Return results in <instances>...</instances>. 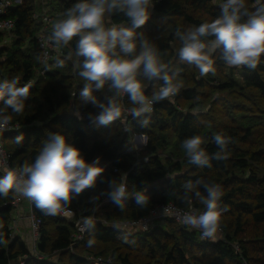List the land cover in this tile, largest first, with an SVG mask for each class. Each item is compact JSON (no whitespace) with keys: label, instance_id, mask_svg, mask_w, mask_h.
<instances>
[{"label":"trees","instance_id":"trees-1","mask_svg":"<svg viewBox=\"0 0 264 264\" xmlns=\"http://www.w3.org/2000/svg\"><path fill=\"white\" fill-rule=\"evenodd\" d=\"M73 1L76 2V0ZM35 2L36 0H24L22 4L9 10L7 17L16 21L13 30L14 37L10 45L5 44L6 34L0 32V57H4V61L0 62V76L2 70H6L2 76L8 80L14 78L19 82L18 86H25L29 81L35 80L40 66V50L35 35L41 23L34 18V14L42 11L39 8L40 3L35 4ZM70 2L71 0L62 4H54V6L51 4L55 13H61L60 16H52L55 22L64 18V14L71 7ZM220 13V6L213 0H155L150 20L138 31L144 33L145 30L155 27L164 30V24L156 26L155 20H171L176 17L182 19V25L194 28L202 23L213 21ZM108 23L128 25L129 21L122 13H117L108 19ZM174 31V34H170V41L179 38L177 32H181L180 26L174 25ZM214 68L215 74L210 72L201 79L196 78L193 86L182 87L174 95L175 101L168 98L155 103L154 110L150 114H145L150 118L149 127H144L140 123L144 116L133 117L134 119L127 118L130 131L148 137L145 150L150 154H155L160 145H166L170 140L182 144L184 139L200 135L207 141L205 147L210 157L217 152H222L226 156V159L222 160L211 159V167L204 168L191 164L187 158L185 161L190 166V171L182 172L183 174H181L183 165L179 161L170 158L164 161L158 155L152 157V166L147 165L148 170L136 167L132 162L134 154L124 148L127 136L118 134L122 137L118 143L106 137L96 123L95 117L88 114L93 109L92 104L82 105V110L86 113L82 117L67 111L60 112L54 95L59 94L68 108L72 104L71 91H61L54 84L49 86L48 90L44 89L39 96L30 98L32 91H36L41 83L57 82L60 85L67 79L63 76V72L59 71L47 70L44 75L40 76L38 85L30 88L24 111L20 114L10 113L12 117L10 125L18 129L0 134V139L10 154L11 164L20 167L25 161L34 162L36 155L49 138L47 130L50 133H61L70 143L81 149L89 162L100 158L101 163L110 165V174L101 177L97 181L99 185L109 187L113 180H119L125 172L130 197L125 201L123 210L111 199L108 202L104 201L99 193L91 197L88 190L75 198L70 208L77 212V217L98 219L93 222L94 227L89 228L83 241L75 246L72 238L75 232L73 222L63 219L60 214H46L34 203L33 212L41 220L37 243L40 256H34L30 254L29 247L21 235H12L11 225L15 214L12 201L15 195L9 192L7 196H0V264H11L12 261L19 263L23 261L24 264H61L50 257L53 254L66 252L70 254L75 264H138L131 260L129 253L124 254V252L117 254L115 260H110L108 263L104 251L94 254L96 257H101L104 263L91 261L77 252H71L74 248L77 249L78 246L84 244L88 237L106 244H119L131 250H140L148 260L159 264H264V228L261 231H255L249 236V240L240 239L241 245L237 244L239 251L233 247L239 235H247L250 220L264 227V181L260 179L253 165L264 161V147L259 149L239 147L240 144H248L252 141L256 134L255 130L249 126L233 124V122L225 126V132L208 129V124L202 119L205 118L203 114H197L192 110L184 111L178 102L196 100V103L201 105L202 100L207 96L203 92L207 87L237 91L245 99H247L245 92L255 90L264 98V57L255 69L243 67L244 85L240 90L236 82L227 77L223 79L226 64L220 55L215 59ZM76 74L79 75L78 69ZM68 86L72 88V83ZM152 92L151 87L146 88V94L151 96ZM38 101L44 103L49 115H44L39 109L31 115L33 111L31 104ZM121 102L126 108L134 106L128 101L127 96ZM230 106L240 107L234 103ZM45 117L50 118L48 119L50 125H57L62 130L46 127L42 120ZM35 121L37 123H34ZM165 129L171 130V136L162 132ZM214 134H221L228 139L229 142L223 150L212 141L211 137ZM20 135L24 136V140L16 144L15 139ZM246 170L249 173H246ZM172 174L175 176L172 177ZM0 175L3 174L0 172ZM197 180L218 184L221 188L222 197L219 206L227 209L222 212L221 218L230 219L220 223V227L226 232V241H202L197 232L178 225L172 219L160 220L147 231L129 232L120 230L114 225L105 224L103 219L98 218L99 210L104 208L103 214L106 219L114 217L110 212L114 209L120 212L119 218L122 221L141 219L148 216L155 206L168 203H174L180 207L192 204L198 210L205 211L204 205L194 195L191 201L185 199L184 196L185 190L182 186L188 181ZM199 190L205 194L203 186ZM137 192L149 195V203L146 206L137 205L135 199L132 198ZM94 203L98 208L94 207ZM50 224H55V236L50 235L48 227ZM227 229L233 233H227Z\"/></svg>","mask_w":264,"mask_h":264},{"label":"clouds","instance_id":"clouds-1","mask_svg":"<svg viewBox=\"0 0 264 264\" xmlns=\"http://www.w3.org/2000/svg\"><path fill=\"white\" fill-rule=\"evenodd\" d=\"M154 5L155 0H76L64 18L52 25L46 38L47 43L57 47H68L75 41V50L70 51L66 59L75 57L79 75L86 81L79 92L80 99L83 104H92L98 109L95 121L100 126L117 120L122 122L128 114L134 118L144 116L140 123L149 127L150 118L145 114L152 112L155 103L176 95L183 87L182 80L178 79L180 72L172 71L150 37L138 31L150 20ZM220 9V15L213 21L177 32L183 42L179 49L180 61L198 68L201 76L215 74L217 52L228 66L252 69L257 68L264 57V0H256L254 11H249L247 0H223ZM117 13L127 17L129 24H109L108 19ZM64 65L65 59L55 62L58 68ZM156 80L163 83L149 96L145 81ZM18 83L15 79L0 81V132L10 125V113L24 111L29 87L18 86ZM100 91L104 92L103 99L97 95ZM125 96L133 107L125 108L121 103ZM140 139L142 141V136ZM211 139L221 150L229 142L221 134H214ZM23 140V135L17 136L15 143ZM130 143L133 148L143 145L133 142L131 137ZM206 143L200 135L183 140L181 147L191 164L204 168L211 167V159H226L222 152L210 157ZM105 171L100 158L89 162L65 135L50 133L34 162L25 161L22 166L9 168L0 175V196L12 192L32 200L46 214L66 213L72 201L95 186ZM126 181L127 174H124L102 193L122 210L130 197ZM201 186L205 194L199 190ZM182 187L185 199L191 201L194 195L206 210L202 213L186 211L180 222L199 231L203 238L216 241L221 214L227 211L219 206L220 186L197 180L188 181ZM132 198L143 207L150 197L137 192ZM164 214H170L167 207ZM83 224L86 229L94 227L91 218L85 219Z\"/></svg>","mask_w":264,"mask_h":264},{"label":"rangeland","instance_id":"rangeland-1","mask_svg":"<svg viewBox=\"0 0 264 264\" xmlns=\"http://www.w3.org/2000/svg\"><path fill=\"white\" fill-rule=\"evenodd\" d=\"M70 0H36L35 4H39V8L42 12H48L51 16H60L61 13H55L52 10V6L54 4H62L64 2H67ZM214 3L218 4L219 6L223 3V0H213ZM71 6L75 3V1L71 0L70 2ZM49 4V5H48ZM52 4V6H51ZM256 6V0H247V7L250 11H254ZM153 11V10H152ZM156 26L164 24V30H159L158 27L155 28H149L145 30V34L150 37L151 41L156 46L158 52L161 55L162 60L167 63L172 69V71H179L180 76L178 79L182 80L183 87H191L194 85V80L197 78L201 79L202 76L200 75L199 69L192 65H187L180 61L179 59V49L183 46V42L180 38H176L172 41H170V34H174V25H178L181 28V32H184L188 29H190L189 26L182 25V19L181 18H174L171 20H164V19H156L155 20ZM110 24V23H109ZM13 33L6 34L5 44L10 45L11 41L13 40ZM75 41L72 42L68 47H59V51L57 53V57L53 59L50 64L47 66V70L49 71H59L63 72V76H65L67 79L63 81V84H58L57 82H52L50 84L41 83L36 91H32V94L30 98L33 96H39V94L42 93V91L48 90L49 86L56 85L58 89L65 90L66 92L71 91V102L72 104L70 107H66L64 104V100L60 97V95H54V100L56 103H58V110L60 112L67 111L73 114L77 113L78 116L82 117L85 116V112L82 110L83 102L80 99L79 92L83 85L86 83V81L78 74H76V70L79 68L77 66L75 57L73 56V59L69 60L66 59V57L69 55V52H74L75 50ZM171 56V57H170ZM216 58H219V52H217L214 55V60ZM57 59H65V65L63 68H58L55 66V62ZM4 61V57H0V62ZM244 67V66H243ZM243 67H236V66H228L226 65L225 75L223 79H230L231 81H234L238 84V90L240 88H243ZM6 70H2L0 81H3L7 78H5L3 73H5ZM43 74L38 73V70L36 72V79L35 83L32 87H34L37 82L39 81L38 78ZM201 76V77H199ZM14 79V78H13ZM72 83V88H69L68 85ZM163 81H145L146 88L151 87V90L154 92L157 90L162 84ZM38 85V84H37ZM31 87V89H32ZM107 89H105V92ZM205 95H207L203 100L201 105H198L196 100H180L178 101L181 108L184 111L192 110L193 112L197 114H203L205 118H202L204 122L208 124V129H217L221 132H225V126L229 124H238L243 127H251L253 130H255L256 134H254L252 141L248 144H240L239 147L241 149H259L264 147V98L255 90H248V92H245V95L247 96L245 98L241 97L239 93L232 92L231 90H220L216 88L207 87L205 90ZM60 93V92H59ZM97 95L103 99L104 92L100 91L97 93ZM172 101H175V97H170ZM81 101V103H79ZM122 103V102H121ZM234 103L236 108H232L230 105ZM124 105V103H122ZM93 106V105H92ZM125 106V105H124ZM31 107L33 108V111L31 112V115H33L36 110L39 109L40 112H42L44 115H49L48 110L44 103L41 101H38L37 103L31 104ZM126 108V106H125ZM98 112V109H96L93 106V109H91L88 114L89 116L95 117V114ZM48 117L43 118V124L48 128H53L56 130H62L59 126L53 125L48 122ZM215 121V122H213ZM213 122V123H211ZM34 123H37L35 121ZM40 124H42L40 122ZM101 130L103 131L104 135L108 137L109 139L115 141L116 143L120 142L122 137L118 134H125L127 137L125 139L126 143L124 145V148H126L130 153H133L134 158L132 159L133 164L138 168H144L145 170H148L147 165L152 166V157L154 155H158L159 158H162L164 161L169 160H175L179 161L183 165V171H181V174L184 172L190 171V166L186 163V159L188 158L185 151L182 149V144H177L176 142H173L169 138V143L163 146H159L158 151L155 154H150L145 150V146L148 142V137L144 134H136L132 131L127 130L128 129V123H127V116L126 118L121 122L120 120L112 122L109 126H100ZM47 134H50V131L47 130ZM163 133L169 134L171 136V130L165 129L162 131ZM159 133V132H158ZM142 136L143 145H139L136 148H133L130 143V137L131 140L135 143H139L138 138L140 139ZM124 140V136H123ZM173 158V159H172ZM106 166V171L101 174V177H105L106 175L110 174V165L108 163H102ZM254 167L257 170V174L259 175L260 179L264 181V161L260 163L253 164ZM183 172V173H182ZM246 173H249L248 170L245 171ZM125 172L122 173L124 175ZM172 177L175 176V174L171 175ZM99 178V179H100ZM98 179V180H99ZM108 189V185H99L98 182L95 186L90 187L86 190H88L91 193V197H94L96 193L100 194L104 201L108 202L110 199L107 198L106 195H103L102 193H105ZM94 207L98 208L96 206V203H94ZM28 201L23 204V210L21 211L20 215L17 217L16 214H14V219L12 221L13 231H17V235H21V237L26 241L29 249L33 248L32 246V239H31V228L29 227L30 223L26 221L25 218H22L24 216H29L30 212L28 210ZM103 209L101 208L99 210V216L98 218L103 219V222H107L108 224L112 225L114 223H119L122 221L120 217V212L114 210H110L114 217L112 219H106V216L103 214ZM230 220L228 217L221 218L220 223H223ZM50 235L55 236V224H50L49 226ZM263 225L256 224L253 221H249L247 226V235H239L238 238H236L235 242L236 244H240L239 240H249L250 235H252L255 231H261L263 229ZM135 230V229H134ZM227 229V233H228ZM229 233H233L230 231ZM92 241L91 245L89 244V241ZM88 244V245H87ZM104 251L105 252V258L107 260H115V257L120 252L129 253L131 255V260L137 262L138 264H147L150 263V259L148 260L140 250H131L126 247H123L119 244L117 245H110L103 243L97 239L94 238H87V241L78 246V248H74L71 252H77L82 257L89 259L91 261H97V257L94 255L96 252ZM35 255V253H34ZM70 254L66 253H59V254H53L50 258L54 261H59L61 264H75L74 261L70 258ZM37 256V255H35ZM11 264H24L23 261H12ZM151 264H159L157 262L152 261ZM229 264H235V263H229Z\"/></svg>","mask_w":264,"mask_h":264},{"label":"built area","instance_id":"built-area-1","mask_svg":"<svg viewBox=\"0 0 264 264\" xmlns=\"http://www.w3.org/2000/svg\"><path fill=\"white\" fill-rule=\"evenodd\" d=\"M24 2V0H0V32H3L5 34H11L13 33V30L15 29L16 21L10 17H7V14L10 9L13 7L20 5ZM34 18L40 21L41 25L39 27V30L37 31L35 38L37 41L38 49L40 50V66L38 68V73L45 74L47 71V66L50 64V62L57 57V53L59 51V47L54 46L51 43L46 42V38L48 35H50L52 31V25L55 22L54 18L48 14V12H36L34 14ZM44 57L45 59H42ZM42 76V75H41ZM35 83V80H31L28 82L27 86L29 87V94H30V88ZM173 97V96H172ZM153 105V110H154ZM152 110V111H153ZM127 118L130 117L134 119L131 115L126 114ZM17 127L9 125L8 128H6L3 132H0V134L9 132V131H15L17 130ZM9 168H15L11 164L10 161V154L7 152V149L5 148L4 142L0 139V172L3 174L5 170ZM28 201V210L30 212L29 216H24L22 218H25L26 221L30 223L29 227L31 228V239H32V246L33 248L29 249L30 254L40 256L38 249H37V243L39 239V230L41 226V220L37 218L33 212V204L34 202L28 198H25L20 195H15L14 199L12 201V205L14 206V212L17 215V217L20 215L21 211L23 210V204ZM168 208L170 210V214L165 215L164 214V208ZM24 211V210H23ZM186 211H196L198 213H202L203 210H198L194 205H189L187 207H180L175 205L174 203H168V204H160L155 206L149 213L148 216L143 217L141 219L136 220H123L119 223H114L115 227L119 228L120 230H125L129 232H143L149 230L154 224H156L160 220L164 219H172L174 220L178 225L185 227L189 230H192L188 228L187 226L183 225L180 222V217H182L183 213ZM77 212L69 208V210L66 213H60L61 217L63 219H66L67 221H71L74 224L75 232L72 235L74 246L81 241H83L86 233L88 232L89 228L86 229L84 227V220L87 218H84L82 216L77 217ZM93 222L98 221L95 217H90ZM15 220V219H14ZM105 224H108L107 222H104ZM11 229L13 234L17 235V231H13V226L11 225ZM135 229V230H134ZM199 234V237L202 241H209L210 239H205L201 236L200 232L197 230H192ZM216 241H226V232L222 227H219V230L215 237ZM212 241V240H210ZM233 247L239 251V246L237 244H234ZM34 255V256H35ZM110 260L107 261V263ZM97 262L104 263V260L101 257H97Z\"/></svg>","mask_w":264,"mask_h":264},{"label":"water","instance_id":"water-1","mask_svg":"<svg viewBox=\"0 0 264 264\" xmlns=\"http://www.w3.org/2000/svg\"><path fill=\"white\" fill-rule=\"evenodd\" d=\"M138 140H139V143H141V139L138 138Z\"/></svg>","mask_w":264,"mask_h":264}]
</instances>
